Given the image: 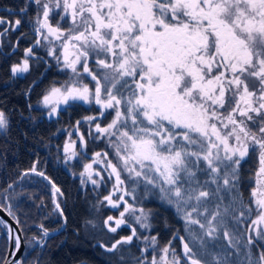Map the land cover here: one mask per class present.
Listing matches in <instances>:
<instances>
[{
	"label": "snow or ice",
	"instance_id": "snow-or-ice-1",
	"mask_svg": "<svg viewBox=\"0 0 264 264\" xmlns=\"http://www.w3.org/2000/svg\"><path fill=\"white\" fill-rule=\"evenodd\" d=\"M30 2L37 9L30 18L39 37L35 44L60 41L64 67L79 77V64L95 81L94 90L79 82L52 86L40 101L51 109L48 115H55L56 106L70 100H94L100 116L109 109L114 112L104 127L96 116L83 117L94 124L96 139L115 137L109 144L118 162L113 163L108 153L96 152L80 175H87L92 185L99 186L93 179V164L102 163L111 170L115 184L103 199L119 216H107L104 225L115 234L122 225L130 229V234L120 236L110 247L104 243L99 246L109 253H122L124 245L143 240V258L134 257L135 264H264V0ZM28 8L26 0L19 11L26 14ZM65 22H70L69 27L63 26ZM21 23V19L13 24L0 16V25H8L0 37L18 30ZM33 52L34 46L24 49V57L11 66L13 77L30 71L28 58ZM49 55L55 56L54 50ZM93 57L98 65L95 71L89 67ZM56 59L59 63L60 58ZM8 129V118L0 111V133ZM80 144L86 145L83 135ZM64 153L66 163L76 157V142L67 141ZM253 154L258 167L245 202L239 190L240 170ZM37 163L21 175L33 173L47 180L52 188L53 212L64 217L57 200L63 193ZM121 168L130 175L144 176L148 184L159 188L161 199L175 207L184 232L192 238L189 242L178 230L173 232V238L181 241L183 255L171 239L159 248L157 236H141L128 222L125 214L139 211L136 223L150 229L152 213L129 204L124 198L129 194L126 190L114 199L125 182ZM145 170L156 175L149 177ZM95 175L100 172L95 171ZM3 192L7 200L8 189ZM8 214L13 215L10 208ZM13 219L20 225L18 218ZM248 220L242 233L239 225ZM36 227L40 238L34 236L33 242L43 248L49 230L42 223ZM13 232L9 227L10 236ZM243 235L247 239L241 244ZM221 239L227 244L220 245ZM13 242L19 252L22 242L18 235ZM209 244L223 247V254L210 253ZM149 246L154 253L150 261L143 255ZM157 250L159 256L155 255ZM233 256L237 259H230ZM12 264H23V260Z\"/></svg>",
	"mask_w": 264,
	"mask_h": 264
},
{
	"label": "trees",
	"instance_id": "trees-1",
	"mask_svg": "<svg viewBox=\"0 0 264 264\" xmlns=\"http://www.w3.org/2000/svg\"><path fill=\"white\" fill-rule=\"evenodd\" d=\"M9 99L10 97L7 95L6 100L9 101ZM10 135H12L11 132ZM10 138L12 139L11 136L9 139ZM35 138H37V136ZM3 141L4 143L2 144V147L4 149L3 154L5 155L4 159L8 161V159L11 158L12 153L11 140H8L7 136L1 138L0 135V144ZM24 144L25 143H23V146ZM52 151L53 149L51 147V152ZM20 153L23 159L26 160V149L21 147ZM35 154L37 156V151ZM20 164V168L22 169L32 167V164L30 163ZM38 165H41L39 169L61 189L63 195L58 196L57 200L62 206L64 217H60L58 212H53V196L49 191L47 192L50 194L49 199L51 200L52 205L47 201V192L44 194V192L41 191L39 196L34 194L32 200L30 196H27V192L25 191L8 188V185L12 183L14 178L18 177L16 175V167L13 163H0V205H2L7 211L10 208L13 214L12 217L15 216L19 219L20 225H23V227L18 225L22 235L26 234L27 236L36 233L40 235V230L36 225L41 223L49 230V236L44 238L45 246L43 248L36 245L35 247L30 248V252L23 253V264H34V262L35 264H135L134 257L135 255H139L138 247L140 244L134 242L129 249L124 248L122 253H109L101 248L99 246L100 241L98 242L97 238L95 240H93V238L91 239L82 229L83 221L88 219L90 214V198H81L82 196L74 188L72 180L74 178H70V173H67L66 171L64 172L60 166L54 167V163H38ZM257 167L258 162L255 154H253L250 159H247V162L242 164L240 170L241 181L239 190L242 193L245 202L248 201L252 188L250 180L254 177ZM201 179H203V177H201ZM4 189H8L7 200L4 199ZM150 195L151 197H158L157 199L151 198L148 201L151 202V208L156 210L158 206L159 209H157L160 211L159 214L153 216L150 221L152 224L151 230L149 231L150 236H157L158 242L162 245L167 244L171 239L172 246H174L176 250H178V247L182 248V246L179 239L173 238L174 231L178 230V235L186 236L188 241L191 242L187 233H184L182 220L173 217V214L170 211L171 206L161 199L158 190H153ZM6 202L10 205L9 208H7ZM165 221H167L168 226H165ZM246 223H250V220L244 221V224ZM244 224L239 225L242 233L245 232ZM193 227L198 229V226ZM6 232L7 228L4 224L3 228L0 230V264L4 263L7 254L8 238L5 236ZM250 234L251 233H248V235ZM240 239L241 244H243L246 242L247 235L241 236ZM110 242L111 241H108L106 243L108 247H110ZM218 243L220 245H226V241L223 239ZM220 249V253L223 254V247H217L216 245H214V248L210 249L209 252L219 253ZM228 250L234 251L231 249ZM148 253H150V251ZM121 255H123L124 258L123 261H121ZM207 259L211 261L212 256L209 255ZM230 259H237V257L233 256Z\"/></svg>",
	"mask_w": 264,
	"mask_h": 264
},
{
	"label": "flooded vegetation",
	"instance_id": "flooded-vegetation-1",
	"mask_svg": "<svg viewBox=\"0 0 264 264\" xmlns=\"http://www.w3.org/2000/svg\"><path fill=\"white\" fill-rule=\"evenodd\" d=\"M25 2L26 0H0V16L6 17L13 24L16 19H21L22 21L18 30L9 31L0 37V111L5 112L9 121L8 131L0 133V135L1 138L7 136V139L11 140L12 145L11 158L7 161L4 159L5 155L3 154L2 144L4 141L0 144V163L9 162L14 164L17 178L20 180L16 181L17 189L27 192V196H30L33 200L34 194L39 196L40 191L45 193L49 189L44 187L43 184L32 182L31 178L29 182H23L24 179L22 177L24 176L20 174L30 168L22 169L20 168V163H30L32 165L34 162L52 163L49 156L51 151L49 138L55 135L52 138L56 140L60 136H64V131L68 125L74 126L77 131L76 125L69 123L71 120L80 121L84 115L91 113L97 117V122L100 123L102 119H106L105 117L112 116L113 110L109 109L104 116H100L99 105L95 104L94 100L91 103H85L82 100H70L68 105L61 103L62 106L57 108L55 115L51 117L48 115L50 112L49 108L44 107L40 103L41 98L50 89L51 85H64L65 82H68L66 78V70L68 68L64 67L63 48L60 41L52 40V43L43 41L39 45L35 44L39 37L33 30L34 24L30 22V18L36 15L37 9L36 5L29 0L27 13L21 14L19 9L24 6ZM56 19H59V17H56ZM52 23L55 24V20ZM69 23L65 22L63 26L67 28ZM6 27H8L7 24L0 25V31H3ZM30 46H34L33 55L28 58L30 71L13 77L10 71L11 66L20 62L21 58L24 57V49ZM50 50H54L55 56L49 55ZM56 57L60 58L59 63ZM79 67L81 73L79 84H87L94 90L95 81H92L91 77L83 72L81 65ZM89 67L94 71L98 69L95 57L90 59ZM76 81L70 80V83ZM29 86H31L30 90ZM26 92L28 93L27 95H25ZM7 95L10 97L9 101L6 100ZM29 105H31V108H29ZM58 125L61 126L63 131L60 130L59 134H55L54 132L57 130ZM102 125L103 123L101 122ZM10 132L12 135H10ZM10 136L12 139H9ZM36 136L37 138H35ZM23 143H25L24 146ZM21 147L27 151L26 160L23 159L22 152L20 153ZM36 151L38 153L37 156L35 154ZM38 163L37 167L39 169L41 165H38ZM29 175L35 176L33 173H29ZM46 182L50 187L51 185L47 180ZM81 196L82 198H87L85 195ZM180 253L183 255L182 248Z\"/></svg>",
	"mask_w": 264,
	"mask_h": 264
},
{
	"label": "rangeland",
	"instance_id": "rangeland-1",
	"mask_svg": "<svg viewBox=\"0 0 264 264\" xmlns=\"http://www.w3.org/2000/svg\"><path fill=\"white\" fill-rule=\"evenodd\" d=\"M77 68L80 71L79 65H77ZM66 78L68 80V83H70V80H77L76 82L80 81L79 77L75 76V74L72 73L71 69L66 70ZM81 85H83V83ZM52 86L59 87L61 85H58V84L54 85L53 84V85H51V87ZM69 102L70 101H68V103H66V104L68 105ZM59 106H62V104H59L56 107L58 108ZM50 110L51 109L49 108V111ZM85 116H93V114L88 113V114L84 115V117ZM82 117H83V115H82ZM113 117H114V112H113L112 116L105 117L106 119H102L100 121V123L101 122L103 123L102 127L107 126V124L111 122ZM74 120H71L69 123H74L76 125V128H78L79 132L75 130L74 126L68 125L64 131V136H60L59 139H56L57 141L52 138L55 135H53L51 138H49V148L51 149V147H52V149H53L52 152L50 151L49 156L51 157V162L54 163V165H53L54 167L60 166L64 172L66 171L67 173H70L69 174L70 178H74V179H72L73 183H74V188H75V190L78 191V193L80 195H85L88 198L92 197L89 200L91 203L90 204L89 217H88V219H86L82 223L83 232L86 235H88L91 239L93 238V240H95L97 238L98 242L100 241V243H104L105 245L108 241H111L109 243V245L111 246V244L114 243L115 240L119 239L120 236L130 234V229L126 225H122L121 228L117 230L119 234L108 232L107 228L104 225V221L107 218V216H109V215H113V216H117V217L119 216V212L116 209H113L110 205H108L107 201H105L103 199L104 196L108 195L110 192L113 191V185L115 184V177L111 175V170L105 168L104 164H102V163L93 164V169H94L93 179H96L97 181L100 182L99 186L92 185L91 182L88 181L87 175H85L84 177H81L80 173L84 170V165L86 163L92 162L93 154L96 152L108 153L109 154L108 158L111 159L113 161V163L118 162V157L115 155V149H114V147L110 146V144H109V139L114 140L115 137L109 138L107 136H104V137H100L99 139H96L95 137L98 136V134L95 132L94 124H92L91 122H88V121H84L82 119V120H80L81 121L80 125H77L76 120L75 121ZM129 124H130V122H129ZM61 129H62L61 126L58 125L57 130L54 133L59 134V131ZM61 131H63V130H61ZM81 135H83L85 137L86 145L82 146L80 144V136ZM69 140L76 142V151H77L78 155L76 157H73L71 160H68L66 163L65 162L64 145ZM137 167H139V166H137ZM95 171H99L100 175L99 176L95 175ZM145 172L149 177L156 175L155 173H148L147 170H145ZM101 177H103V179H101ZM30 178H31L32 182L43 184L44 187L49 189L48 191L50 192V194H52L51 186L49 187L47 185L46 180H44L42 177L37 176V175H35V176L28 175V176L22 177V179H24L23 182H27V181L29 182ZM82 179L85 181L84 184L81 183ZM121 179H123L125 182L123 185L120 186V191L115 194L114 199L118 198L121 195H124V192L126 190L129 194L126 195L124 198H125V200L128 201L129 204L133 205V207H135L136 209L144 208L146 211L151 210L152 214L149 218L150 221H151L153 216L159 214V212H160L158 210L159 207L157 206L158 209L156 208V210H154L153 208H151V202H148L151 198H154V199L158 198L156 196L151 197V195H150V193L155 189H157L159 194H160L158 187H153V185L148 184L147 181L145 180L144 176L136 177L134 174L130 175L123 168H121ZM16 181L17 182L20 181L19 178H17V179L15 178L12 181V183H11L12 187L11 188L18 190ZM44 182H45V184H44ZM161 183H162V181H161ZM250 185L252 187L254 186V177L250 180ZM213 187H215V186L213 185ZM46 192L47 191H45V193ZM49 192H47L48 196L46 195V197H47V201L49 202V204L52 205V202L49 199V196H50ZM160 196H161V194H160ZM57 198H58V196H57ZM6 206H7V208L10 207V205L7 202H6ZM170 206H171L170 211L173 214V217L174 218H180L176 213L175 207L172 205H170ZM120 210H123V207H121ZM238 214L239 213L237 212L236 215H238ZM138 215H140L139 211H136L135 213L130 212V213L125 214L128 222H130L134 227L137 228V230L141 236H150L149 231L151 230V228L150 229H142L136 223L135 216H138ZM163 218H164V216H163ZM0 221H2V220H0ZM182 222H183V220H182ZM4 224L5 223L0 224V230L3 228ZM183 224H184V222H183ZM183 224H182V226L184 228ZM243 224H244V221H242L240 225H243ZM34 227H35V225H34ZM197 230H199V229H197ZM23 235H22L23 239H24L23 253L24 252L27 253L28 251L30 252V248H33L36 246V244H34V242H33V237L35 236L39 239L40 235L37 233L36 234H29L27 236H26V234H23ZM187 235H188L189 240L191 241V239H192L191 236L188 233H187ZM5 236L7 238V232H6ZM26 237H27V239H26ZM206 239H208V238L206 237ZM135 243L140 244V246L138 247L139 255H135V257L138 256V257L143 258L140 249H141V247L142 248L145 247V242L143 240H139V241H135ZM149 244H150V242H149ZM226 244H227V241H226ZM158 245H159V248H162V247H164L165 244L162 245L158 242ZM214 245L215 244H209L208 249L209 250L213 249ZM6 246H7V244H6ZM130 246L131 245H124L123 249L124 248L129 249ZM180 249L181 248L178 247L177 252L180 255H182L180 253ZM231 250H234V249H231ZM6 251H8V248ZM149 251H150V253H148ZM151 251H152V248H151V246H149L148 251L143 254L144 256L147 257L148 261L151 260V257L154 254ZM220 251H221V249L219 250V253H220ZM23 253H22V255H24ZM155 255H157V256L160 255L159 250H157ZM4 261H5V259H4ZM146 264H147V262H146Z\"/></svg>",
	"mask_w": 264,
	"mask_h": 264
},
{
	"label": "water",
	"instance_id": "water-1",
	"mask_svg": "<svg viewBox=\"0 0 264 264\" xmlns=\"http://www.w3.org/2000/svg\"><path fill=\"white\" fill-rule=\"evenodd\" d=\"M0 219L5 223L6 228H7V238H8V251L5 257L4 264H12V261L17 260V259H22V253L24 249V239L22 236V232L16 223V221L13 219L12 216L8 214V212L0 205ZM14 229V232L12 233V236L9 235L8 233V228ZM19 236L21 242H22V247L17 252L15 248V244L13 242V237L14 236ZM180 241V240H179ZM181 243V241H180ZM182 246V244H181ZM183 253V252H182Z\"/></svg>",
	"mask_w": 264,
	"mask_h": 264
}]
</instances>
